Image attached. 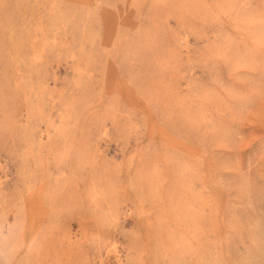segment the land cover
<instances>
[{
  "label": "rangeland",
  "instance_id": "374dc122",
  "mask_svg": "<svg viewBox=\"0 0 264 264\" xmlns=\"http://www.w3.org/2000/svg\"><path fill=\"white\" fill-rule=\"evenodd\" d=\"M0 264H264V0H0Z\"/></svg>",
  "mask_w": 264,
  "mask_h": 264
}]
</instances>
